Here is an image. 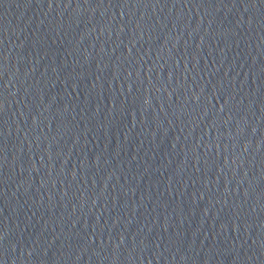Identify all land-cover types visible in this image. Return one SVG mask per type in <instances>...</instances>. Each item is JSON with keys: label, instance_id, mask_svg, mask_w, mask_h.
I'll return each instance as SVG.
<instances>
[{"label": "water", "instance_id": "water-1", "mask_svg": "<svg viewBox=\"0 0 264 264\" xmlns=\"http://www.w3.org/2000/svg\"><path fill=\"white\" fill-rule=\"evenodd\" d=\"M4 264H264V0H0Z\"/></svg>", "mask_w": 264, "mask_h": 264}, {"label": "snow or ice", "instance_id": "snow-or-ice-1", "mask_svg": "<svg viewBox=\"0 0 264 264\" xmlns=\"http://www.w3.org/2000/svg\"><path fill=\"white\" fill-rule=\"evenodd\" d=\"M0 255H3V252H0ZM0 264H3V260H0Z\"/></svg>", "mask_w": 264, "mask_h": 264}, {"label": "clouds", "instance_id": "clouds-1", "mask_svg": "<svg viewBox=\"0 0 264 264\" xmlns=\"http://www.w3.org/2000/svg\"><path fill=\"white\" fill-rule=\"evenodd\" d=\"M3 264H4V262H3ZM11 264H14V261H13V262H11Z\"/></svg>", "mask_w": 264, "mask_h": 264}]
</instances>
